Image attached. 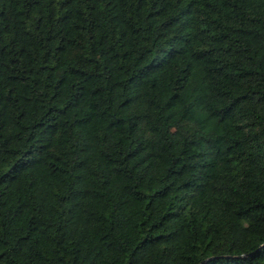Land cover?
Masks as SVG:
<instances>
[{"label":"trees","instance_id":"trees-1","mask_svg":"<svg viewBox=\"0 0 264 264\" xmlns=\"http://www.w3.org/2000/svg\"><path fill=\"white\" fill-rule=\"evenodd\" d=\"M0 264H264V0H0Z\"/></svg>","mask_w":264,"mask_h":264}]
</instances>
